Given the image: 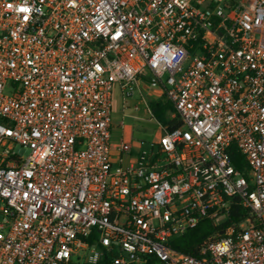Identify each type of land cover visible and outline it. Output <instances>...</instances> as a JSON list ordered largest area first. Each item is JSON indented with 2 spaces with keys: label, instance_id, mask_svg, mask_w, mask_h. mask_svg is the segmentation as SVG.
I'll list each match as a JSON object with an SVG mask.
<instances>
[{
  "label": "built area",
  "instance_id": "obj_1",
  "mask_svg": "<svg viewBox=\"0 0 264 264\" xmlns=\"http://www.w3.org/2000/svg\"><path fill=\"white\" fill-rule=\"evenodd\" d=\"M114 87L122 118L164 97L177 126L113 143ZM233 205L197 257L169 247ZM110 252L264 264V0H0V264Z\"/></svg>",
  "mask_w": 264,
  "mask_h": 264
},
{
  "label": "trees",
  "instance_id": "obj_2",
  "mask_svg": "<svg viewBox=\"0 0 264 264\" xmlns=\"http://www.w3.org/2000/svg\"><path fill=\"white\" fill-rule=\"evenodd\" d=\"M150 108L153 119L156 123L165 125L169 130L177 126L175 122L174 109L172 105L167 102L164 97L150 102ZM174 116V118H170ZM232 163L238 170H242L244 167L242 157L234 148L231 153ZM246 215V210L239 206L233 205L228 221L219 227H214L210 221L204 220L199 223L195 228L187 230L180 236L174 237L169 241V247L175 251L181 252L189 256H198L199 248L202 242L212 234L219 233L227 223L229 222H240ZM114 253H105L100 259L98 264H111V259ZM144 264H158L156 258L153 256H147Z\"/></svg>",
  "mask_w": 264,
  "mask_h": 264
},
{
  "label": "rangeland",
  "instance_id": "obj_3",
  "mask_svg": "<svg viewBox=\"0 0 264 264\" xmlns=\"http://www.w3.org/2000/svg\"><path fill=\"white\" fill-rule=\"evenodd\" d=\"M144 74L147 76V72ZM112 142L117 143L120 139L124 141H136L144 140L146 142L155 141L160 135L161 129L157 125L158 123L145 112V107L142 100L139 97L127 101V109L124 111L126 117L122 118V100L118 94V90L114 87L112 91ZM145 99H152L157 93L149 91L147 88L144 91ZM134 105L138 108L135 110ZM171 119L174 116L170 117ZM123 120V127L120 126ZM161 124V123H159ZM162 127H166L161 124ZM29 149H25L19 145L14 147V153L21 158L25 159L29 154Z\"/></svg>",
  "mask_w": 264,
  "mask_h": 264
},
{
  "label": "crops",
  "instance_id": "obj_4",
  "mask_svg": "<svg viewBox=\"0 0 264 264\" xmlns=\"http://www.w3.org/2000/svg\"><path fill=\"white\" fill-rule=\"evenodd\" d=\"M118 94H119V92H118ZM119 96H120V94H119ZM121 98V97H120ZM114 143V142H113Z\"/></svg>",
  "mask_w": 264,
  "mask_h": 264
}]
</instances>
